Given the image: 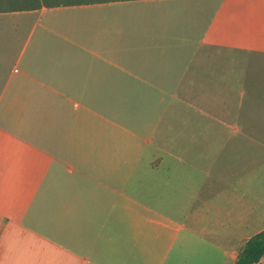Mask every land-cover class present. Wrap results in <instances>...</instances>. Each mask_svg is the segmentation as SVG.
<instances>
[{
    "label": "crops",
    "instance_id": "0c3cea01",
    "mask_svg": "<svg viewBox=\"0 0 264 264\" xmlns=\"http://www.w3.org/2000/svg\"><path fill=\"white\" fill-rule=\"evenodd\" d=\"M0 25V264H234L264 228V0Z\"/></svg>",
    "mask_w": 264,
    "mask_h": 264
},
{
    "label": "trees",
    "instance_id": "16d2710c",
    "mask_svg": "<svg viewBox=\"0 0 264 264\" xmlns=\"http://www.w3.org/2000/svg\"><path fill=\"white\" fill-rule=\"evenodd\" d=\"M110 0H0V12L36 9L41 6ZM264 254V228L246 238L240 245L234 264H253Z\"/></svg>",
    "mask_w": 264,
    "mask_h": 264
},
{
    "label": "rangeland",
    "instance_id": "374dc122",
    "mask_svg": "<svg viewBox=\"0 0 264 264\" xmlns=\"http://www.w3.org/2000/svg\"><path fill=\"white\" fill-rule=\"evenodd\" d=\"M1 26V25H0ZM6 34V32L4 31V29H2L0 27V36ZM5 46V48L7 47V52H12L15 48V43L14 42H6V43H2L0 42V47Z\"/></svg>",
    "mask_w": 264,
    "mask_h": 264
}]
</instances>
